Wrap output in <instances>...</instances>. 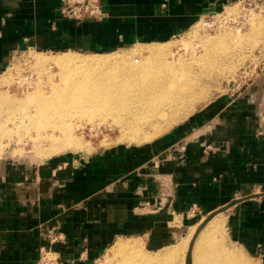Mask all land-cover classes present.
Masks as SVG:
<instances>
[{
    "label": "crops",
    "instance_id": "crops-1",
    "mask_svg": "<svg viewBox=\"0 0 264 264\" xmlns=\"http://www.w3.org/2000/svg\"><path fill=\"white\" fill-rule=\"evenodd\" d=\"M235 1L104 0L103 20L78 22L61 16L60 0H0V71L24 47L101 54L168 42ZM193 207V220L224 213L234 244L264 262V78L145 145L5 162L0 264H38L46 248L60 264H92L128 236L165 245V225Z\"/></svg>",
    "mask_w": 264,
    "mask_h": 264
},
{
    "label": "rangeland",
    "instance_id": "rangeland-1",
    "mask_svg": "<svg viewBox=\"0 0 264 264\" xmlns=\"http://www.w3.org/2000/svg\"><path fill=\"white\" fill-rule=\"evenodd\" d=\"M253 2V10L250 14L241 10L239 4L229 5L227 11L239 15L236 24L224 23V21L221 22L222 24L219 21L214 23V20L204 18L184 34L171 41L158 44L136 45L101 54L46 52L31 47L21 48L7 67L0 71V92H5L17 101L23 100L27 95L36 91L39 86L41 90L43 89L42 91L50 93L52 81L57 84L61 83L60 67L52 63L43 66L37 65L35 63L37 55L52 58L67 53L80 57L98 55L97 57L104 58L116 54L119 57L129 58L128 62H130L131 58L139 60L150 58L147 48L152 46L165 47L170 59L185 65L183 78L185 86L183 88L185 89H183L182 101H178L173 106L174 109L168 108L165 111L166 114L161 113L159 116H153L146 122L141 120L137 131L133 129V125L127 123L130 121L129 113H127L130 110L126 108L116 109L117 111L111 114L104 109H99L96 105L87 104L85 109L82 107L71 112L64 111L60 117L49 111L47 113L50 115L49 117L30 118V115L37 112L35 104H22L24 107L18 106L20 109H15V111L7 110L8 106L5 104L3 106L5 109L0 111V121L3 122L2 128H0V169L5 165V162L23 163L32 162L30 161L32 159L35 160L33 162H40L52 156L79 159L110 148L148 144L151 140L181 123L216 96L235 93L252 82L260 81L264 78V4L262 0H253ZM255 4L258 6L256 7ZM246 6L250 8L247 4ZM213 42L217 44L216 50L199 60L205 53L208 44ZM168 50L169 52H167ZM168 53H171L170 56ZM119 65H122V62ZM119 65L115 64L114 68L119 69ZM49 76H53L52 81L49 80ZM33 119L38 120L39 125L43 124V127L37 130L35 124L38 123ZM53 119L58 122L56 128L53 125H48V122ZM66 125L69 127L68 133L78 139L79 146H81L76 149L61 148L56 151L57 153L55 151L50 153L48 148L52 141L51 138L45 136L53 134L56 139L64 138L60 127ZM148 206V201H143L140 207L141 211H146ZM196 213L198 210L193 207L183 218L175 214L172 216L169 226L165 225L166 230L171 231L166 240L168 243L165 245H155L145 236L123 237L113 242L92 264L118 262L119 258L114 256L112 249L117 242L132 241L134 238L146 254L157 257H162L163 253L174 248L179 249L170 264H195V252H201L202 249L216 250V257L223 261V264H264L259 257L248 255L234 244L229 237L228 222L224 213L218 211L204 215L202 220H193ZM211 221L219 222V226L212 229L201 228L209 226ZM200 228L201 231H199ZM211 246L212 248H210ZM48 252L46 259L41 261V256L39 260L41 263L38 264H51V261L53 264H60L58 256L51 248Z\"/></svg>",
    "mask_w": 264,
    "mask_h": 264
},
{
    "label": "bare ground",
    "instance_id": "bare-ground-1",
    "mask_svg": "<svg viewBox=\"0 0 264 264\" xmlns=\"http://www.w3.org/2000/svg\"><path fill=\"white\" fill-rule=\"evenodd\" d=\"M216 47L217 44L215 42L209 43L205 53L199 60L210 55L212 51L216 50ZM147 52L150 58L146 60H143V58L142 60L131 58L130 62H128L129 58L119 57L116 54L104 58L97 57L98 55L80 57L67 53H62L52 58L37 55L35 57L37 65L43 66L47 63H52L60 67L61 83H54L52 81L53 76H49V80L52 81L50 93L42 91L43 89L41 90L39 86L36 91L27 95L23 100L18 101L5 94V92H0V111L5 109L3 108L5 104L8 106L7 110L15 111V109H20L18 106L22 104L33 103L32 105L35 104L37 112L35 111L34 115H30V118H35L49 117L50 115H47L49 111H52V114L56 113L60 117L64 114V111L67 112L69 110L71 112L82 107L85 109L87 104L96 105L99 109H104L111 114L114 111L126 108L130 110V112L126 111L129 113L128 117L130 119L127 123L133 125V129L137 131L141 120L146 122L153 116H159L161 113L166 114V109H172L178 101H182L183 89H185L183 88L185 87L183 84L185 65L182 62L178 63L170 59L171 57L167 56L166 48L162 46L148 47ZM170 54L168 53L169 56ZM120 62H122V65H119ZM115 64L119 65L121 69H115ZM33 120L35 121V119ZM35 122L38 123V120ZM57 123L53 119L48 122V125H53L56 128L58 127ZM2 124L3 122L0 121V128H2ZM35 126L38 130L43 127V124L39 125L38 123ZM60 128L64 138L56 139L53 134L45 136L51 138L50 140L52 141L48 148L50 153L56 152L61 148L76 149L81 146H79V140L71 133H68L69 127L67 125ZM30 161L33 162L35 160L32 159ZM218 226L219 222L211 221L209 226L201 228L212 229ZM201 228L199 231H201ZM177 251H179L177 248L166 251L162 257L149 255L142 250L140 244L134 238L132 241L126 240L116 243L112 253L119 258V261L111 264H170ZM195 253V264H223V261L216 257V250L202 249L201 252L196 251Z\"/></svg>",
    "mask_w": 264,
    "mask_h": 264
},
{
    "label": "built area",
    "instance_id": "built-area-1",
    "mask_svg": "<svg viewBox=\"0 0 264 264\" xmlns=\"http://www.w3.org/2000/svg\"><path fill=\"white\" fill-rule=\"evenodd\" d=\"M262 1L264 4V0ZM253 3H254L253 0H236L234 2V5L235 4L241 5V10H245L247 11L248 14H250L251 10H253V7H252ZM246 4L250 8H248ZM255 6L257 7L258 4H255ZM228 7L222 9L221 11L215 14L204 15L201 18V20H203L204 18H207L209 20H214V23L218 21L221 23L222 21H224V23L229 22V23L236 24V19L239 18V15L238 14L236 15V14H233L232 12L227 11ZM60 14L63 18L73 20V21H78V22L101 21L107 15L106 10L104 8V0H60ZM49 249L50 248L48 249L46 248L43 251L41 261L46 259L47 254L49 253L48 252ZM41 261L39 263H41ZM51 264H53L52 261H51Z\"/></svg>",
    "mask_w": 264,
    "mask_h": 264
},
{
    "label": "water",
    "instance_id": "water-1",
    "mask_svg": "<svg viewBox=\"0 0 264 264\" xmlns=\"http://www.w3.org/2000/svg\"><path fill=\"white\" fill-rule=\"evenodd\" d=\"M200 230V229H199Z\"/></svg>",
    "mask_w": 264,
    "mask_h": 264
}]
</instances>
